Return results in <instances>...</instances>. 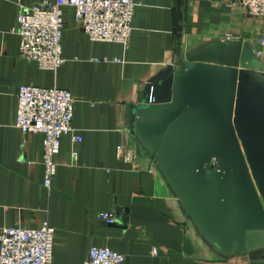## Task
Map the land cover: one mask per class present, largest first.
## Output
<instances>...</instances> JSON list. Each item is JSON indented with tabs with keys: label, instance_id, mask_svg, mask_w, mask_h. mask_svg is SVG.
<instances>
[{
	"label": "crops",
	"instance_id": "0c3cea01",
	"mask_svg": "<svg viewBox=\"0 0 264 264\" xmlns=\"http://www.w3.org/2000/svg\"><path fill=\"white\" fill-rule=\"evenodd\" d=\"M38 1L0 0V231L46 221L54 228L51 264H81L92 246L121 253L122 264H254L249 259L261 251L222 255L198 235L124 129L133 106L181 55L219 36L237 37L256 52L264 20L227 0H134L131 34L119 44L91 41L65 6L64 62L48 70L19 57L17 15ZM258 58L264 67V50ZM21 84L63 88L73 98L74 134L60 138L49 188L43 186V133L15 126ZM126 140L135 145L139 169L116 158ZM101 212L114 222L101 220Z\"/></svg>",
	"mask_w": 264,
	"mask_h": 264
},
{
	"label": "water",
	"instance_id": "95a60500",
	"mask_svg": "<svg viewBox=\"0 0 264 264\" xmlns=\"http://www.w3.org/2000/svg\"><path fill=\"white\" fill-rule=\"evenodd\" d=\"M133 106L129 133L198 235L264 263V67L234 37L180 56Z\"/></svg>",
	"mask_w": 264,
	"mask_h": 264
},
{
	"label": "built area",
	"instance_id": "2783aa9c",
	"mask_svg": "<svg viewBox=\"0 0 264 264\" xmlns=\"http://www.w3.org/2000/svg\"><path fill=\"white\" fill-rule=\"evenodd\" d=\"M229 5H240L251 16L264 20V0H227ZM134 0H41L31 7L21 8L17 15L16 32L19 36V57L37 63L39 68L55 70L63 62L61 32L63 7L73 8L74 17L91 41L125 44L131 34ZM264 50V32L259 35ZM15 126L23 132L43 133V186L50 187L56 172L55 155L60 138L74 134L72 126L73 98L58 87H39L21 84L17 87ZM125 133L129 129H124ZM130 135V133H129ZM131 136V135H130ZM80 141L79 135L72 136ZM116 158L136 169L141 161L134 143L117 147ZM105 223L114 222L108 212L99 213ZM54 228L46 221L37 228L9 226L0 231V264H51ZM124 256L107 247L92 246L81 264H122ZM264 264V263H258Z\"/></svg>",
	"mask_w": 264,
	"mask_h": 264
}]
</instances>
